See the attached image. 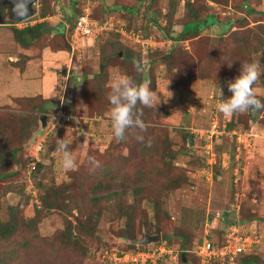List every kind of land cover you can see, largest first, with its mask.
Masks as SVG:
<instances>
[{
	"label": "rangeland",
	"instance_id": "1",
	"mask_svg": "<svg viewBox=\"0 0 264 264\" xmlns=\"http://www.w3.org/2000/svg\"><path fill=\"white\" fill-rule=\"evenodd\" d=\"M110 1L129 6L134 3L132 0ZM172 1L159 0L156 8L165 11ZM200 1L202 2L198 4V8L201 13L210 11L221 21H225L226 16L238 18L237 21H242L241 25L246 27V30L251 29L254 31L253 34L260 31L259 25L255 24L257 20L264 19L259 13L264 9L261 0H249L256 11L253 14H247L244 9H236L233 6H240L242 0H228L227 6L217 5L210 0ZM81 3L94 11L91 1V6L88 5V1L83 0ZM95 5L98 9L100 4L97 2ZM182 7L180 3L176 5L177 16H180ZM143 9L144 6H139L140 14L137 16L139 25L147 23V19L142 16ZM3 12L7 16L8 8H4ZM56 12L55 16L50 17L51 19L44 20L46 24L43 26V35L32 44L30 49L25 50L28 46L17 42L20 47L17 50L19 49L23 54L16 56L14 62H8L14 64L18 70L25 67L26 70L31 71L32 75L28 79L23 78L21 81L17 79L18 81L14 83H8L4 71L8 72L9 69L0 58V96L3 97L0 99V119L14 116L5 129L12 131L13 135L14 131L18 130L20 122L18 117L31 120L28 129L36 130V133L40 125L39 116L46 114L48 121V115L58 107L80 118L77 128L68 125L52 130L57 141L63 138L70 141L69 150L76 159L77 167L70 171L62 170L61 153L57 150L44 158V167L38 171L32 181L38 189V194L55 188L57 192H61V197H65L62 203L65 206L51 209L36 207L38 202L26 195L28 188L33 195L35 192L34 187L26 181L23 174L17 173L0 179V219L8 218V208L11 206L16 207L17 213H21L25 219L20 229L1 247L0 256H5L3 262L124 264L126 255L144 257L142 251L138 250L146 249L151 254L156 248L162 247L161 254L154 259V264L158 262L159 264H202L200 257L197 256L196 247L202 241L205 232H210L213 242L220 243L227 221L235 220L236 217L240 220L243 231L260 239L261 243L256 245L253 252H257L261 262H264V117L261 118L264 116V110L259 112L256 120L250 122L249 129H244L246 120L241 117L249 112L225 117L216 109V104L220 101V88L212 86L210 90L204 91V87L201 86V91L197 93L198 80L194 78L196 76L194 69L191 70L189 66L179 68L176 64L173 66L170 56L166 55L168 41L164 44L166 47L160 42L153 46V51L149 53L152 55V66L156 76L154 88L150 86L156 97V106L144 108L146 113L143 115L147 121H150L147 123L148 127L143 132L139 129L127 130L125 137L117 140L113 137L109 118L111 106L100 101H108L114 76L117 73L126 74L125 69L128 66L122 59L123 51H120L122 55L117 56L118 59L111 60L110 65L107 64L104 77L96 79L101 86L93 84L91 77L88 78L90 80L84 79L83 70L90 72L89 75L99 71L102 52L107 49L108 52L114 50L109 45L106 48V43L118 41L130 48L135 42L125 34L117 37L107 32L90 41L85 47H79V50L64 53L65 57L58 59L56 65L60 69L65 68V74L57 71V75L51 76L55 70L47 69L46 74L52 72L48 74L50 78H44L45 80L42 81L30 79L34 77L32 71H38V67L43 66L37 64L43 49H54L52 41L56 35V27L63 21V12L59 5ZM223 12L225 14H222ZM109 15H112L115 23H123L126 20L115 13ZM29 21H21L20 26L35 23ZM7 23L0 25V34L5 38L12 35V23ZM150 28L156 35L157 29L154 26ZM235 28L233 27L232 30ZM215 33L216 30H212V34ZM181 46L192 51L194 45L193 42L188 41L183 42ZM21 47L24 49L22 50ZM0 48L4 51L14 50L8 41H5ZM146 55H143V64H147ZM29 57L33 59L26 62ZM253 57V61H259L261 66V76L254 86H264V50L253 52ZM240 60L244 62V59ZM63 76H67L66 89L62 87L65 83ZM92 85H99L101 90L94 91ZM50 88H57L54 90V101L58 105L47 112L42 111L40 107L34 108L43 98L31 94L44 92ZM221 90V99L231 97L232 93L228 88ZM22 92L27 96L20 97L19 94ZM259 93L264 94V87ZM11 94H15V98L11 97ZM7 95L8 98L13 99L9 101ZM260 97L263 98L261 101H264V97ZM215 118L221 129L229 121H236L239 126L238 129H234L245 132L240 142H234V138L220 132L217 137L207 141L205 136H202V130L209 128ZM259 118H261L260 122ZM252 125L254 128L251 127ZM186 129L194 133L192 143L184 139V136H188ZM252 129L254 133L251 132ZM257 133L262 136H258ZM26 135L23 134L24 139ZM137 136H143V141L138 140ZM149 141L151 147L147 146ZM206 141L210 150L206 148ZM15 142L16 140L12 145L20 143ZM245 145L246 148L243 147ZM166 146L170 147L171 154L163 162L160 157ZM211 152L213 155L210 154ZM88 157H94L100 162V166L93 169L88 163ZM210 157L213 162L209 165ZM162 168H165L163 172ZM4 169L10 171L11 168ZM0 170L3 171L2 166ZM105 171L112 176L111 179L105 177L110 185L104 191L94 193L93 186L97 179L104 177ZM181 176L186 180H181ZM174 179L179 181L178 187L163 191V185H171ZM136 187L142 188L137 195L134 194ZM24 190L27 192L25 193ZM111 191L113 193L110 196H105L101 200L92 199L96 195ZM156 202H160L163 210L160 222H157L152 209ZM231 204L238 205L239 209L232 210ZM79 222L86 227L84 231H78ZM158 224L161 225L160 232H157ZM68 230L76 234V242L73 245L67 243L65 235ZM145 233L159 235V242L147 245L131 242L143 238ZM163 234L168 236L167 240L162 238ZM164 241L168 245H165ZM8 250H12L10 255L6 252ZM184 251L187 253L183 259ZM122 254L123 256H120ZM240 259L241 256L238 255L234 263H238ZM206 264L229 263L228 260L217 259Z\"/></svg>",
	"mask_w": 264,
	"mask_h": 264
},
{
	"label": "trees",
	"instance_id": "2",
	"mask_svg": "<svg viewBox=\"0 0 264 264\" xmlns=\"http://www.w3.org/2000/svg\"><path fill=\"white\" fill-rule=\"evenodd\" d=\"M83 0H38L36 5L33 4L34 14L21 21H29L35 22L33 24L26 25L23 28L16 27L12 25V32L15 40L24 46L32 45L35 41L40 39L43 35V26L46 24L44 19L50 18L56 15V8H61L63 12V21L61 24V29L56 32L55 37L52 41L53 50H67L69 48L68 42V33L71 31L74 21L77 16L81 15L84 12L85 6L81 3ZM88 1V5H90V1L93 4V10L90 8V17L103 21L105 17L111 13H115V15L119 17L126 18L125 22L118 23L120 26L127 30L139 31L146 36L148 34H152L153 37L159 42L163 43L162 46H165V42L170 41L173 43L172 46L167 48L166 55L170 56L171 63L173 66L179 65V68L182 66H189L191 70L196 74V79H209L213 82L214 86L218 88H222L223 90L228 88V82L234 81V79L240 75L241 69V58L244 59V62H253V52H257L259 50H264V19L257 20L255 25H259L260 31L258 33L253 34L254 31L251 29L246 30V27L241 25L242 21H237V19H233L232 17L226 16L225 21H221L219 17L212 12H204L201 13L200 8H198V4L202 1L200 0H183V5L180 16H177L176 5L179 0H173L170 2L169 6L165 9V11H161L156 8L159 4V0H132L134 3L132 5H124L122 3H118L110 0H84ZM93 1V2H92ZM211 2L227 6L228 0H210ZM100 4L97 9L95 4ZM84 3V2H83ZM261 4L264 7V0H261ZM84 5V6H83ZM144 6L142 11V16L147 19V23L145 25H139V6ZM91 6V5H90ZM236 9L242 8L245 13L253 14L256 11L250 5L249 0H242V4L240 6L233 5ZM98 10H96V9ZM4 6L1 7V12L4 17V23H17L18 20H13L8 14L4 15L3 12ZM207 9V7L205 8ZM235 9V10H236ZM126 11V13L124 12ZM262 16H264V9L259 11ZM177 16V17H176ZM8 20V21H7ZM237 21V22H236ZM217 23V24H216ZM68 24L70 26H68ZM218 25V27H214V25ZM240 24V25H239ZM67 26V27H66ZM154 26L157 29V33L151 31L150 27ZM233 27H236L232 30ZM249 28V27H248ZM150 29V30H149ZM212 29L216 30L215 34H212ZM113 36H119L118 32L114 30L108 31ZM67 33V34H66ZM107 33V32H106ZM253 34V35H252ZM252 35V36H251ZM253 40H252V39ZM59 39L62 41H59ZM67 41H66V40ZM251 40V41H250ZM193 42V50L188 51V49L182 48L183 42ZM111 46L114 48L112 52H108L109 50H105L101 54V61L99 64V71L90 72L83 70V78L86 80L89 77L93 80V84H99L96 79L103 78L106 73L107 64L110 65L111 60L118 59V52L123 51L122 59L125 62L126 66H128L126 70V74L130 76L136 83L147 82L151 88L155 86V72L152 66V48L149 49L146 53H143L140 50V46L138 44H133L132 47L123 46L121 43L117 41V43H106L105 46ZM147 54L146 60L147 64H143V55ZM136 63H139L143 69L142 72H137ZM175 65V66H176ZM171 66V67H173ZM172 69V68H171ZM236 69V70H235ZM235 70V71H234ZM97 81V82H96ZM96 85L92 87L93 90H101L100 86ZM258 99H263L259 95H256ZM37 98H42L40 95H36ZM40 104L34 108H41L42 111L47 112L52 107L58 105L54 100L51 99H42L40 100ZM264 103V101H261ZM100 103H107L111 106L109 100L108 101H100ZM145 107L137 104L136 111L142 112V119L147 125V118L144 117ZM259 111H256V116L252 114V112H247L248 114H243L241 117L246 120L244 123V129H249L250 122L254 121L258 118ZM255 113V111H254ZM264 114V113H263ZM13 115L9 117H3L0 119V166H2L3 171L0 170V179H4L7 177L14 176L15 174H23L26 181L34 187L35 194L33 195L31 189L28 188V192H24L31 200H36V207H41L42 209L47 208H57L59 206H65L63 203V198L61 197V192H57V189L51 188L47 192L38 194V189H36L35 184L32 182L36 177L38 171L44 167L43 160L46 156H49L50 153L57 150V140L54 139V132L52 131L47 134L44 142V146L42 150L39 152V161H36L32 168L28 170L29 157L34 154V144L39 139V135L36 133V130L28 129V126L31 125V120L28 121L24 117H18L20 122L18 124V130L12 135V131L5 130L7 127V123L11 121ZM262 116L261 118H263ZM258 121L260 122V119ZM249 119V120H248ZM26 122V123H25ZM239 123V122H238ZM75 126L77 128L78 124L74 121L65 122L62 127ZM227 129H234L239 126L236 121H229L227 124ZM62 127H56L54 129H60ZM53 129V130H54ZM238 129V128H237ZM132 129H129L130 131ZM188 136H184L186 142L192 143L193 134L186 129ZM185 131V132H186ZM189 132V133H188ZM27 134L24 139L23 134ZM24 139V141H23ZM14 140L15 143L20 142L18 145H12ZM236 142V140H234ZM171 151L170 147L166 146L163 153H161L160 160L166 161L168 156H170ZM172 156V155H171ZM233 156V155H232ZM5 167L11 168L10 171H5ZM165 168H162V172ZM29 173V174H28ZM111 179L112 176L105 171L104 177L97 179L93 186V192H102L106 188L109 187L110 182L106 181ZM181 180H186L184 176L180 177ZM174 179L171 182V185H163L162 190L168 191L170 188H176L180 184L179 181ZM173 183V184H172ZM142 188L136 187L134 189V194H138ZM113 192H107L105 194H99L92 199L94 201H98L103 199L105 196H110ZM137 200V199H136ZM35 209L38 211V208ZM153 213L157 218V222H160L163 216V210H161L160 202H156L153 204ZM9 216L6 220L0 219V252L1 247L5 244L7 240H9L19 229L20 225L25 222L21 213H17L18 209L14 206L8 208ZM234 221L231 219L227 221L226 225L230 222ZM132 223V222H131ZM27 226V225H26ZM25 226V227H26ZM78 231H84L86 228L82 222L78 223ZM161 225H157V232H160ZM126 236V235H125ZM133 236V234H132ZM164 239H168V236L163 234ZM67 243L73 245L76 242V234L72 231L68 230L66 235ZM213 241V240H212ZM159 242V241H158ZM166 245L167 242L164 241ZM214 244H217L213 242ZM183 250V249H182ZM4 249L2 250V252ZM187 251V250H186ZM186 251H184V255L186 256ZM9 255L12 253V250L6 251ZM240 261L234 264H263L257 252H246L241 253ZM5 260V256H0L1 264H9L7 262H3ZM159 264V262L157 263Z\"/></svg>",
	"mask_w": 264,
	"mask_h": 264
},
{
	"label": "built area",
	"instance_id": "3",
	"mask_svg": "<svg viewBox=\"0 0 264 264\" xmlns=\"http://www.w3.org/2000/svg\"><path fill=\"white\" fill-rule=\"evenodd\" d=\"M89 14V8H85L84 12L76 17L73 27L68 33L71 51L79 50L80 48L85 47L90 41H94L101 35L112 30L118 32L120 35H127V38L140 46V50L143 53H146L149 49L159 43L152 34L143 36V34L139 31L127 30L123 28L118 23L114 22L112 15H107L103 21H100L90 17ZM20 22L15 23V25L17 27H21ZM48 116L49 118L46 127L47 131L45 130V132L41 135L38 134L40 137L34 144V154L29 157L28 170L32 168L36 161H39V152L44 146L47 134H49L56 127H62L65 122L74 121L76 124H80V118L67 113L61 107L55 109V111L50 113ZM216 121L217 120L215 118V121L212 122V125L209 128L202 130V136L204 135L207 141H210L213 137H217L220 132L221 134L224 133L225 135L234 138L236 142H240V138L245 132L237 131L235 129H227V125H224L223 129H221L218 127ZM199 131L200 130H198V133ZM207 141L205 145L206 148L210 150ZM210 154L213 155L212 152ZM212 162L213 159L210 157L208 164L210 165ZM210 236V232L206 231L202 241L196 247L197 256L200 257L202 264H206L217 259L221 261L228 260L229 264H234V260L238 255L254 251L256 245L261 243L257 236H251V233L248 234L243 231L241 225L235 220L225 226L223 238L220 243L214 244ZM144 250L146 249L138 250L142 251L141 253L144 254V257L134 254L126 255V259L123 257V259H125L123 260L124 264H154V259L161 254L162 247L156 248L151 254L148 253L149 250ZM120 256H123V254Z\"/></svg>",
	"mask_w": 264,
	"mask_h": 264
},
{
	"label": "clouds",
	"instance_id": "4",
	"mask_svg": "<svg viewBox=\"0 0 264 264\" xmlns=\"http://www.w3.org/2000/svg\"><path fill=\"white\" fill-rule=\"evenodd\" d=\"M14 4L18 5L13 9L18 15H27V0H16ZM12 25H15V23H12ZM135 66L137 72L143 71L139 63H136ZM260 76L261 66L259 61L243 62L240 75L234 81L228 82V90L232 93L231 97L221 99L222 90L220 89V101L216 104V109L225 117H232L238 113L264 110V103L257 98L253 91V85ZM108 100L111 104L109 118L115 139L122 140L129 129L146 131L148 125L141 118L142 112L136 111V106L137 104L144 107L156 106V97L147 82L136 83L130 76L117 73L111 83ZM137 139L143 141L144 137L137 136ZM69 143L70 141L65 138L57 141V151L61 153L60 166L64 171L74 170L77 167L76 159L69 150ZM147 146L151 147L150 141ZM88 163L93 169L100 166V162L94 157H88Z\"/></svg>",
	"mask_w": 264,
	"mask_h": 264
},
{
	"label": "crops",
	"instance_id": "5",
	"mask_svg": "<svg viewBox=\"0 0 264 264\" xmlns=\"http://www.w3.org/2000/svg\"><path fill=\"white\" fill-rule=\"evenodd\" d=\"M179 3H183V0H179V2H178V4ZM228 13V12H227ZM222 14H225V12H223ZM47 19H51V18H46V19H44V20H47ZM33 22V21H32ZM31 24V23H30ZM33 24V23H32ZM217 24V23H216ZM214 25V27H218V25ZM0 25H5V24H0ZM25 27V26H24ZM19 28H23V27H19ZM62 27H61V24L59 23L58 24V26L56 27V29H57V31H59L60 29H61ZM213 30V29H212ZM57 31H55V32H57ZM11 33H12V35L9 37V35H8V37L7 38H5V36L3 35V34H0V46L2 45H4V42L5 41H8V44L10 45H12V47L14 48V50H6V51H4V50H2V48H0V53H3V54H0V58H2L3 59V61H4V64H7V67H8V69H9V71L8 72H6V71H4L5 72V74L7 75V80H8V83H14L15 81H18L17 79H20V81L21 80H23V78H25V80L26 79H28V77L29 76H31L32 74H31V71H29V70H26L27 68H23L22 70H18V69H16L15 68V66H14V64H11V63H8V62H14L15 61V59H16V56H19L20 54H23V53H21L22 51H20L19 49L17 50V48H20L19 47V45H17V41L15 40V38H14V36H13V32H12V29H11ZM67 34V33H66ZM3 39H6L5 41H3ZM166 45H167V48H169L170 46H172L173 45V43H171L170 41H168L167 43H166ZM31 46L32 45H29L28 46V48H26L25 50H28V49H30L31 48ZM24 47V46H23ZM23 47H21L22 48V50L24 49ZM16 50H17V52H16ZM69 51H70V47L67 49V50H53V49H48V48H46V49H43V54H42V56H41V58H39V63H37V64H43V66H39L38 67V71H32V73L34 74V77H31L30 79H33V80H40V81H42V80H45L44 78H50L49 76H48V74H51L52 72H48V74H46V70L47 69H52V70H55V71H53V73H52V75L51 76H55V74L57 75V71H58V73H60V74H65L66 73V69L65 68H59V67H57V65H56V62H57V60L58 59H62L63 57H65L64 56V53H69ZM25 54H27L28 55V53H25ZM28 56H30V55H28ZM30 59H33V58H30L29 57V59L28 60H26V62L27 61H29ZM35 65V64H34ZM25 66H26V64H25ZM28 66V65H27ZM62 69H65V72L64 73H61V71L60 70H62ZM17 70V71H16ZM59 75V74H58ZM36 76H38V77H36ZM46 76V77H45ZM63 78H64V80H65V83L64 84H62V87L64 88V89H66V87H67V84H66V79H67V76L65 77V76H63ZM194 78H195V76H194ZM198 80V82H197V87H196V92L197 93H199V91H201V86H203L204 87V91H208V90H210L211 88H212V86H214V84L213 83H209V79H197ZM264 86H257V85H253V91L255 92V94L256 95H260V96H263L264 97V94L262 95V94H260L259 93V90H261L262 88H263ZM57 89V88H56ZM56 89H48V90H44V92H33L32 94H31V96H36V95H38V94H40V95H42V98H44V99H51V100H54V90H56ZM203 91V92H204ZM20 95V97H22V96H27L26 95V93L25 92H22V93H20L19 94ZM208 94L206 93V96H207ZM11 97H13V98H15V94H11L10 95ZM210 96V95H209ZM7 98H8V95H7ZM13 98H8V100L9 101H11ZM0 99H3V97L2 96H0ZM11 99V100H10ZM4 101H6V100H4ZM251 127H253V125L251 126ZM254 128V127H253ZM251 132H253L254 133V131H253V129H252V131ZM256 134V133H255ZM257 135L258 136H262L261 134H259V133H257ZM264 136V135H263ZM248 144V143H247ZM244 148H246V145L245 146H243ZM255 153V152H254ZM230 207L232 208L233 207V209L232 210H238L239 209V206L238 205H233V204H231L230 205ZM227 212H229V211H227ZM239 214V213H238ZM238 214H237V216H238ZM235 221L236 222H238L239 224H241L240 223V220L236 217L235 218Z\"/></svg>",
	"mask_w": 264,
	"mask_h": 264
},
{
	"label": "water",
	"instance_id": "6",
	"mask_svg": "<svg viewBox=\"0 0 264 264\" xmlns=\"http://www.w3.org/2000/svg\"><path fill=\"white\" fill-rule=\"evenodd\" d=\"M37 0H27L28 4L26 5L27 8V15L26 16H22V15H18L13 9L14 7H18V5H15L14 3L16 2V0H0V24L4 23V17L3 14L1 12V7L2 6H6L8 8L9 14L11 16V18L13 20H25L29 17H31L34 14V10H33V4L36 3ZM21 11H23V9H21ZM122 52H118V56H121ZM61 73L65 72V69L60 70ZM252 114L254 115V111L252 112ZM39 129L37 130V134L41 135L45 132L46 127H47V115L46 114H41L39 116ZM159 241V235L157 234H144V237L141 239H134L133 241H131L132 243H136L138 245H147L149 243H156ZM184 252L182 253V257L184 259Z\"/></svg>",
	"mask_w": 264,
	"mask_h": 264
},
{
	"label": "flooded vegetation",
	"instance_id": "7",
	"mask_svg": "<svg viewBox=\"0 0 264 264\" xmlns=\"http://www.w3.org/2000/svg\"><path fill=\"white\" fill-rule=\"evenodd\" d=\"M4 8H6V6H4Z\"/></svg>",
	"mask_w": 264,
	"mask_h": 264
}]
</instances>
